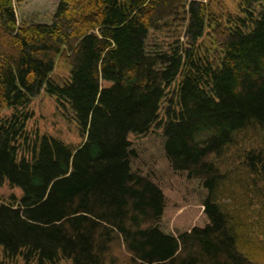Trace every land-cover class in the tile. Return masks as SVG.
<instances>
[{
    "label": "trees",
    "instance_id": "obj_1",
    "mask_svg": "<svg viewBox=\"0 0 264 264\" xmlns=\"http://www.w3.org/2000/svg\"><path fill=\"white\" fill-rule=\"evenodd\" d=\"M15 1L0 0V188L21 195L0 199L3 256L264 264V0H58L23 23ZM179 16L184 39L162 45ZM42 92L79 146L28 130Z\"/></svg>",
    "mask_w": 264,
    "mask_h": 264
},
{
    "label": "rangeland",
    "instance_id": "obj_2",
    "mask_svg": "<svg viewBox=\"0 0 264 264\" xmlns=\"http://www.w3.org/2000/svg\"><path fill=\"white\" fill-rule=\"evenodd\" d=\"M58 0H16V10L19 23L23 22H50L55 11ZM209 1V0H207ZM211 3V2H209ZM223 3H229L232 10L235 9V5L232 4V0H215V6L220 10L219 6ZM182 11L180 15H182ZM175 24L173 30L168 29L167 33H156L155 38L162 43L173 40L170 36L173 31L179 35L182 33L181 25L179 22L182 20V16L175 19ZM177 37V36H176ZM184 39V34H181V40ZM69 75V66L67 61L59 60L55 71L52 73L54 79L63 81ZM166 106V105H165ZM30 111L33 113V117L28 121L27 127L31 133H39L40 135L48 134L53 135L68 145L77 147L83 141L84 137L81 135V131L75 121L72 113L68 109H64L55 101V98L50 97L45 92L35 97L31 104L29 105ZM10 110H5L3 114H9ZM164 113L162 112L161 115ZM160 132L162 129L160 127H153L152 131ZM150 136L142 138L143 136H131L132 140L141 141L145 140ZM256 138V137H254ZM11 194L21 195V189L12 188L8 184H5L0 188V199H7ZM258 199V198H257ZM264 204V197L261 200ZM261 262H264V256L259 258ZM0 264H25L22 258L9 259L5 258L0 249ZM36 264V263H32ZM59 264H71L68 260H62Z\"/></svg>",
    "mask_w": 264,
    "mask_h": 264
}]
</instances>
